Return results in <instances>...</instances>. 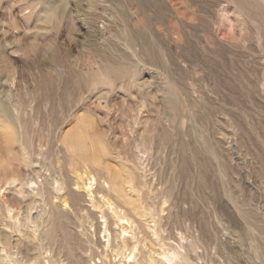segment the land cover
Returning <instances> with one entry per match:
<instances>
[{
  "label": "rangeland",
  "instance_id": "rangeland-1",
  "mask_svg": "<svg viewBox=\"0 0 264 264\" xmlns=\"http://www.w3.org/2000/svg\"><path fill=\"white\" fill-rule=\"evenodd\" d=\"M129 175L154 195L145 215L123 205L139 204ZM103 193L145 250L264 264V0H0V264H92ZM159 212L170 239L143 225Z\"/></svg>",
  "mask_w": 264,
  "mask_h": 264
},
{
  "label": "bare ground",
  "instance_id": "bare-ground-1",
  "mask_svg": "<svg viewBox=\"0 0 264 264\" xmlns=\"http://www.w3.org/2000/svg\"><path fill=\"white\" fill-rule=\"evenodd\" d=\"M1 110L5 116H8L7 110L5 108H2ZM73 136L74 135H68V137L66 138V141L64 140V142H71L73 144L74 141L77 140V138H76V140H74ZM75 137H77V136L75 135ZM77 178L79 179V181H76V184L80 183V185H78L77 188L81 189L83 192H85L88 195V198L91 200L90 201L91 204L89 206L92 208H95L94 206H96V205L94 203L96 201L93 202L94 201V193H95V192L93 193V190H95V188H96L95 185L98 184L96 176L94 174L92 175L90 172L84 171L81 173V175H78ZM143 178L144 179H142L141 183H139L138 185L134 184L135 183L134 178L131 175H129V178L127 181L129 191L137 192V194L139 196V198H138L139 204L138 203L135 204L132 199H126L123 201V205H124V207L125 206L128 207V205H129V207L131 206L130 209H133L134 211L133 210L132 211L134 213L136 211L138 213V209L142 210V213L146 212L145 208L143 210L142 200L143 199L145 200L146 197L147 198L149 197L151 199L150 195L151 194L153 195V193H151V189H149V188L147 189L148 186L146 187V181L147 180L145 181V177H143ZM144 187H146L145 189L147 190V192L145 191L147 195L144 192V194L146 196L142 195V189H144ZM60 188H61V186H60ZM58 189H59V187H58ZM100 189L102 190V192H104V191L111 192V190L113 189L115 191V193L119 196H122L123 192L125 191V188L122 186H119L117 184L116 180H114V179H112V181L103 180L102 183L100 184ZM45 192H44L43 188L36 190V194H38L42 197L44 196ZM155 196H157V195H155ZM153 197H154V195H153ZM99 198H100V200H102V203L105 204V206L109 212V214H108V212H107V214L110 216V218L106 216L107 214H105L104 212L101 211L102 213L99 216V218L101 220H100V223L98 225V234L102 233V236H101L102 241L101 240L98 241L97 239L94 240L95 234L94 235L91 234V236H89V235L83 233L84 242L87 244L86 248H83V251H85V252H87V250H89L91 252L90 246L93 245L96 247L98 243L100 244L102 242V244H101L102 249L97 254L98 258L94 257L95 255L91 256L92 255L91 253H90V256L88 257L90 259V261H91V259H94L92 264H200L201 263V262L197 261L201 257L199 256V254H198V252H197V250L193 244L185 246L182 242H176L175 244L172 245V243H174V242H172V241L170 242V240H169V242L165 243L164 245L162 244L164 242H161L160 243V244H162L161 247L158 245L159 250L161 249L160 252L158 250V253L156 251L157 248H155L156 249L155 251L151 249L152 247L150 248L152 251L143 249V247H141L143 245L140 246L141 241H143L142 239L140 240V238H141L140 233L142 234V233H146V232L134 231V229L132 228V224H134V223L128 219V217L126 216V213L123 212L124 210H122V208L119 205H117L113 201H109V199L107 200L106 193L101 194ZM65 206H66V203H65ZM10 211H11V209L8 210V213H10ZM87 211H86V213H87ZM143 214L145 215L146 213H143ZM153 214L154 213L150 214V216H149L150 220H148L147 223H144V224L142 223V224L143 225L147 224V226H145V227L147 229L151 230L152 232H154L158 236V238L156 237L157 239H165V238L170 239V236L167 237V236H164L163 234H161L163 232V228H164V227H162V225L160 223V222H162L161 218L163 217V216L161 217V213H160V216L157 215L158 217H154L155 214L154 215ZM10 215H12V214H10ZM148 215H149V212H148ZM110 219H112V221H110ZM160 219H161V221H160ZM110 222L120 229L118 231L117 235L115 236V238L112 237V233L110 232L111 230L109 229V225L111 224ZM135 225H133V227ZM137 227H139V225ZM254 228L256 229V231L252 228L255 231L254 236H253V244H254L256 254L260 255L261 252H264V222L255 224ZM137 229H139V228H137ZM145 229H142V230H145ZM148 233H146V235ZM153 236H154V234H153ZM99 238H100V236H99ZM112 238L114 239V241ZM125 242H130L129 244L131 247H130V250L127 254H123V256H121L120 255L121 251L119 252V250L121 249V247L123 245H124L123 247H125ZM144 246H145V244H144ZM108 249H110V251L115 252L114 256L112 257V259L114 260V261L112 260L113 261L112 263H111V259L108 257V254H107V251L109 253ZM81 253H82V251H81ZM112 255L113 254H111V256ZM116 256H119V257H117L118 258L117 262H115ZM77 257L73 261V263H71V264H80L81 260H80V258H77ZM95 258L97 260H95Z\"/></svg>",
  "mask_w": 264,
  "mask_h": 264
}]
</instances>
